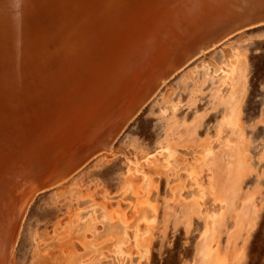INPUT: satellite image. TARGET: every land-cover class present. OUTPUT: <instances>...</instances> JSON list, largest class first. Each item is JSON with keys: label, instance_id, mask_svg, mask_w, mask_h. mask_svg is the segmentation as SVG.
Wrapping results in <instances>:
<instances>
[{"label": "rangeland", "instance_id": "1", "mask_svg": "<svg viewBox=\"0 0 264 264\" xmlns=\"http://www.w3.org/2000/svg\"><path fill=\"white\" fill-rule=\"evenodd\" d=\"M1 1L0 10L8 1L17 12L34 4L35 15L17 16L32 23L48 3ZM170 1L160 5L175 11L177 0L173 6ZM257 1L235 0L234 12ZM53 24L63 27L57 21ZM38 30L27 29L30 44L38 39L32 45L19 44L20 52L14 55H10L13 45L1 44V99L20 98L31 71L27 57H37L43 50L72 54L61 43L60 48L48 46L47 41L55 43L56 36L50 30L43 36ZM226 60L227 66L233 62L241 66L234 86L221 73ZM263 105L264 25H259L188 63L127 125L107 151L112 153L95 157L63 184L36 195L24 215L10 264H67L64 261L71 254L83 264H126L127 259L128 264H193L208 235L218 193L227 197V203L208 253L221 264H264ZM224 156L228 169L218 177L215 164ZM128 160L139 162L141 172L129 167ZM212 165L214 173L209 169ZM146 210L145 218L138 214ZM243 212L241 228L231 235ZM150 218L152 222L144 221Z\"/></svg>", "mask_w": 264, "mask_h": 264}, {"label": "water", "instance_id": "2", "mask_svg": "<svg viewBox=\"0 0 264 264\" xmlns=\"http://www.w3.org/2000/svg\"><path fill=\"white\" fill-rule=\"evenodd\" d=\"M143 2L132 4L135 17L112 28L117 32L110 34V42L97 58L81 56L85 60L76 62L78 51L65 47L74 55L40 64L38 68L43 70L53 63L54 73L45 75L41 70L37 75L36 69L26 78L20 98L11 99L18 107L27 106L28 114L41 122L27 142L23 167L8 175L2 186L6 200L0 216V264H9V253L36 195L69 179L108 151L163 84L201 51L264 25V0L238 13L234 12L235 0H177L176 10L162 30L149 25L142 33L139 17L147 10ZM131 33L135 36L132 42ZM157 34L161 40L156 39ZM48 106L54 107L52 111L45 110Z\"/></svg>", "mask_w": 264, "mask_h": 264}, {"label": "bare ground", "instance_id": "3", "mask_svg": "<svg viewBox=\"0 0 264 264\" xmlns=\"http://www.w3.org/2000/svg\"><path fill=\"white\" fill-rule=\"evenodd\" d=\"M51 1L52 0H47L49 5L47 3V5L44 8H42L43 11L41 10V13L38 14L39 15L37 18L38 20H36L35 23H32L31 20H27L28 18L22 20L19 17H17L18 15L20 16V13L22 14V12H28L30 16L35 15L36 11L38 10V7H35L34 4H29V8L23 10L22 12L21 10L20 12H17L13 8H11V6H14L13 4H11L8 1L6 2L4 1L3 3L4 7L2 10H0V22L3 21L0 26L1 27L0 47L2 46L1 45L2 43L10 44L9 46L13 45L12 48L10 49L11 50L10 55L11 54L14 55L21 48L20 47L21 45L19 44L25 43L26 45H32L35 43L34 41H37L38 38L33 39L30 44V41H28L29 38H28L27 29L33 28L36 31V29L38 28L39 29L38 33H41V35H43V33L45 34L47 30H50L56 36L55 43L54 42L50 43L46 40L48 46L54 44L52 48H58V47L60 48L59 43H61L62 47H69L70 49L78 51L79 54L76 59V62H78L77 60L83 59L81 58V56L82 57L84 56L86 60H92L97 58L96 57L97 53H101V51L104 49V44H108L110 42L109 41L110 34L117 32V30L113 31V29H116L117 27L121 26V24L123 25V23H125L131 16L133 17L136 16L135 10H133L132 8V4H135L137 0H106L103 2H100V0H57L56 2L54 0L52 3ZM163 2L164 0H145V2H143L144 7L147 8L148 11L145 10V12H142L139 17L141 21L140 25L142 28V33L145 32V29L149 25H153V26L156 25L159 28L158 29L159 31L162 30V28L166 26V24H168L167 23L168 20L165 19L167 18L168 15L170 17L172 7L170 5L166 7L161 6L160 4ZM174 2L175 0L170 1L172 6ZM1 4L2 1L0 0V6H2ZM45 11H48V13L47 14L45 13V15L42 17V14ZM54 21L60 22L61 25H63V27L56 28L55 24H53ZM19 25L21 27H26V29L22 31L16 30V28H18ZM2 27L4 30L2 29ZM156 36H157L156 39L161 40L158 34ZM20 37L22 38L24 37V40H22ZM134 37L135 36L132 34L130 40L131 42L135 40ZM116 38L118 39L117 36ZM158 46L161 47L162 45L158 43ZM217 46L218 45H215L210 49L201 51L195 58L199 57L200 55H203L204 53L214 49ZM59 57L61 58L62 55L61 54L54 55L53 53L48 54L44 50L37 57H33L31 59L27 57L28 59V60L26 59L27 64H29L30 65L29 67L31 68V71L30 70L28 71L30 73L28 77L32 75V73L36 69L37 70L35 72L38 75L39 72H41L42 70V69L39 70L38 66L40 64L45 63L46 60L56 59ZM37 60L39 61L37 62ZM222 65L223 66H221L222 69L221 73L222 75L225 76L226 79L225 82L229 81L228 82L229 86L236 85L241 66L237 67L235 62H233L231 66H227V60ZM51 67H54L53 63L51 62L43 66L42 71L44 72L45 75L54 73V70ZM214 72H216V70H214ZM6 74L9 73L6 72ZM24 81L25 80H23V82ZM3 82L5 83V81ZM6 84L8 83L6 82ZM17 84H19V82ZM10 91H12V89H10ZM11 99L12 98L9 95L5 97L4 101L3 99L0 98V216L1 213L3 212L4 203L6 200V195L4 192H2L3 183L5 182L7 177L9 176L11 177V175H13V173L16 171V169H18V167H23L28 154L27 153L28 148H26L28 146L27 142L34 133V131L39 129L38 125L41 122L40 118L36 117V115L30 114L31 115L30 116L28 114L30 110L27 106L24 105L22 107H18V105L12 103ZM45 101L47 104H49L50 99L46 97ZM51 108L52 106H48V108L45 110L49 111ZM52 109L50 111H52ZM260 119L261 122L264 124V105L261 108ZM111 149L112 146H110L108 150L111 151ZM164 149L168 153L167 158H169L171 155L169 148L165 147ZM112 152L106 151L100 155L110 154ZM207 153L211 154L212 150H208ZM226 160L227 157L224 156L222 161H220V164L218 165L215 164V166L218 167V177H219V172L225 174V171L228 169V164ZM128 162H129V167L133 166L135 171L141 172V170L139 169V162L130 161V160H128ZM209 169H211L212 173H214L215 169L213 168V165ZM65 181H62L57 185H61ZM217 197L218 198L215 208L209 215L208 235L199 244L193 264H221L218 261H216L212 255L208 253V247H209L211 235L217 227L220 212L226 206L227 203L226 196L220 195L218 193ZM147 211L148 210L142 213L139 212L138 214H140L143 218H145ZM245 212L241 213L238 216V219L236 220L235 223V227L231 232V235L236 233V231L241 228L243 221L246 218ZM144 221L146 223H150L153 221V219L152 218L144 219ZM110 227L113 230H118L115 224H110ZM136 245L138 246L137 241H136ZM12 250L13 248L9 253V264H10ZM119 253L122 254V252ZM140 253L142 254V252ZM77 257L78 255L71 254L67 257V259L64 262L67 264L73 262H75L74 264H83L81 260L77 262ZM128 260L129 259H127V262ZM127 262L126 264H128Z\"/></svg>", "mask_w": 264, "mask_h": 264}]
</instances>
